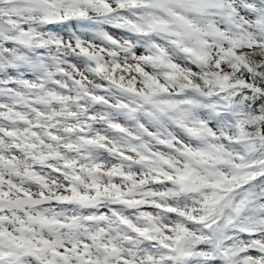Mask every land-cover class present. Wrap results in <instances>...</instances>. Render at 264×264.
I'll return each instance as SVG.
<instances>
[{
  "label": "snow or ice",
  "instance_id": "6c2138e0",
  "mask_svg": "<svg viewBox=\"0 0 264 264\" xmlns=\"http://www.w3.org/2000/svg\"><path fill=\"white\" fill-rule=\"evenodd\" d=\"M0 264H264V0H0Z\"/></svg>",
  "mask_w": 264,
  "mask_h": 264
}]
</instances>
